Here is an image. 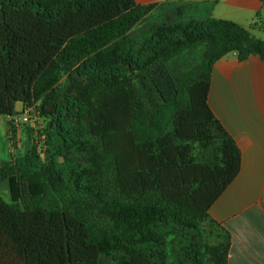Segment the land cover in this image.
Wrapping results in <instances>:
<instances>
[{"label": "trees", "instance_id": "trees-1", "mask_svg": "<svg viewBox=\"0 0 264 264\" xmlns=\"http://www.w3.org/2000/svg\"><path fill=\"white\" fill-rule=\"evenodd\" d=\"M153 8L0 0V117L40 104L48 118V160L35 145L0 169V264H228L231 235L209 212L242 157L209 104L212 71L234 51L264 60V41L171 17L132 37ZM206 221L224 241L205 243Z\"/></svg>", "mask_w": 264, "mask_h": 264}, {"label": "crops", "instance_id": "crops-1", "mask_svg": "<svg viewBox=\"0 0 264 264\" xmlns=\"http://www.w3.org/2000/svg\"><path fill=\"white\" fill-rule=\"evenodd\" d=\"M135 1L165 8L161 13L178 10L188 21H230L264 41L263 0ZM209 104L242 157L238 176L211 207V219L231 235L228 264H264V60L251 54L242 61L235 51L223 56L213 67Z\"/></svg>", "mask_w": 264, "mask_h": 264}, {"label": "rangeland", "instance_id": "rangeland-1", "mask_svg": "<svg viewBox=\"0 0 264 264\" xmlns=\"http://www.w3.org/2000/svg\"><path fill=\"white\" fill-rule=\"evenodd\" d=\"M167 9V8H166ZM161 9L157 11L155 8L151 9L147 16L138 22L130 32L132 37L147 31L155 25H163L169 22L168 19L171 17L172 22L180 23L188 22V20L178 12V10H168V12L161 13ZM166 16H165V15ZM168 14V15H167ZM202 55V49H194L183 54L178 60V67L181 70H185L194 64H196L200 56ZM127 77L131 82L139 87V81L136 75L128 74ZM65 76L62 78L60 83H63ZM40 107V104L39 106ZM38 107L28 109L23 105H18L15 109V114L12 117H0V169L5 168L16 158L22 157L29 153L36 145L39 153L44 159L46 157L47 148V128L48 118L43 117L40 114ZM30 116V123H20L19 119L21 116ZM16 117V118H14ZM18 119V121L16 120ZM16 121V122H15ZM57 167H63L65 161L63 158L56 160ZM0 196H2L7 202H11V193L9 183L6 180L0 178ZM203 234L205 243L209 246L216 245L224 241L223 231L216 225L206 221L202 224ZM207 264H213L208 260Z\"/></svg>", "mask_w": 264, "mask_h": 264}, {"label": "built area", "instance_id": "built-area-1", "mask_svg": "<svg viewBox=\"0 0 264 264\" xmlns=\"http://www.w3.org/2000/svg\"><path fill=\"white\" fill-rule=\"evenodd\" d=\"M262 6L264 7V0L262 1ZM14 118H16V117H14ZM17 121H18V119H16ZM16 122V121H15ZM19 122L21 123H30L31 122V120H30V117L28 116V115H26V116H21L20 117V119H19Z\"/></svg>", "mask_w": 264, "mask_h": 264}]
</instances>
